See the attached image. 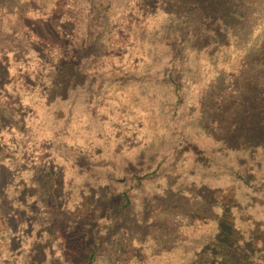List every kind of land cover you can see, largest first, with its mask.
Returning a JSON list of instances; mask_svg holds the SVG:
<instances>
[{
	"label": "trees",
	"instance_id": "16d2710c",
	"mask_svg": "<svg viewBox=\"0 0 264 264\" xmlns=\"http://www.w3.org/2000/svg\"><path fill=\"white\" fill-rule=\"evenodd\" d=\"M262 56L264 0H0V264H264Z\"/></svg>",
	"mask_w": 264,
	"mask_h": 264
},
{
	"label": "rangeland",
	"instance_id": "374dc122",
	"mask_svg": "<svg viewBox=\"0 0 264 264\" xmlns=\"http://www.w3.org/2000/svg\"><path fill=\"white\" fill-rule=\"evenodd\" d=\"M158 10L154 11V14H151L150 17L153 18L155 14H157ZM137 17L142 16V11L136 14ZM153 25L152 21H150L149 26L151 27ZM261 33L259 30L256 31L255 35ZM153 45L156 46V51L154 53V56L152 57V61L149 62L147 65L146 72L157 74V72L163 71L165 67V54L168 49V43L165 44L161 42H152ZM167 46V48H166ZM250 87H257L261 90H264V56L251 60L245 67L236 75L228 84L227 90L230 93L234 90V88L238 89L239 95H246L245 91L248 92V89ZM234 111H230V115ZM225 122L229 121V118L225 116L223 118ZM213 137V136H212ZM212 137H208L210 140ZM208 140V139H207ZM156 215L160 219L166 218V214L161 212V209L158 208L155 211ZM196 211L189 213L188 215H185L181 211L174 212V217L171 220V224L168 225L167 231L175 230V234L178 236L179 239H184V244L187 243V238L191 237H199L203 234L207 224L210 222L211 218L208 214L204 213H197ZM167 241V240H166ZM165 241V242H166ZM163 242V243H165ZM172 246L175 247V252L178 253L176 256V259H180V254L183 250V248L176 247L175 244H173V241L171 242ZM160 249V247L158 248ZM191 251L188 252L187 262L191 258L192 253ZM257 261L259 263H264V259L258 258Z\"/></svg>",
	"mask_w": 264,
	"mask_h": 264
}]
</instances>
